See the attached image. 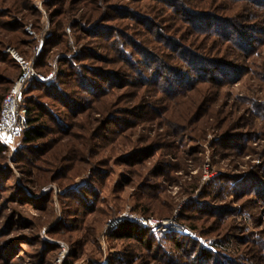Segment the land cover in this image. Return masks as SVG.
<instances>
[{"label": "rangeland", "instance_id": "obj_1", "mask_svg": "<svg viewBox=\"0 0 264 264\" xmlns=\"http://www.w3.org/2000/svg\"><path fill=\"white\" fill-rule=\"evenodd\" d=\"M258 4L0 0V106L28 74L48 134L0 141V264H264Z\"/></svg>", "mask_w": 264, "mask_h": 264}, {"label": "trees", "instance_id": "obj_2", "mask_svg": "<svg viewBox=\"0 0 264 264\" xmlns=\"http://www.w3.org/2000/svg\"><path fill=\"white\" fill-rule=\"evenodd\" d=\"M254 2H256V4H258L257 2H260L258 4L260 6V9L261 8L264 9V0H254ZM192 17H189L190 18L189 20H192L191 23L192 22L196 23L197 26L201 25L203 27H207L209 25V22L203 17H197V18L191 19ZM218 25H221V24L219 23ZM223 33L224 32H222V34H220V35L222 36ZM241 44L243 45V47L245 46V44H243L242 42H241ZM198 61L199 60H196V58H194V56H193V58L190 60V65H192L194 70L197 69V71H198L197 73L199 75V78L205 77L208 79L210 78L212 80L213 78L216 77L213 74V69L217 68L216 66H211L209 64L207 66H205V65L199 66L198 65V66L194 67L195 64L199 63ZM209 66H210V68H208ZM224 69L225 68H222V70H224ZM203 74H205V75H203ZM179 77L184 78L182 73H180L178 78ZM105 80H108V79H105ZM186 82H187V77H186ZM167 84H168V82H167ZM167 84H166L164 90H166L167 93L172 92V91H170L172 89V85L171 84L167 85ZM88 85H89V83L87 84V86ZM173 92H175V91H173ZM22 106L27 111V115H26L27 128L22 133V137H21L22 138V144H24V146L34 145L35 143L42 141L48 135L47 134V128L45 127V125L40 124V121L42 118V113H43L44 109L41 108V106L39 104L35 103L34 101H32L28 104H25L24 101L22 100ZM0 145H1V142H0ZM147 232H148V230L143 229L140 225H133V224H130L128 222H122V225H120L117 229L112 231L110 235H111V238H113L115 240L123 241V240L133 239L134 237H137L138 235H140V237H143L147 234ZM177 247L182 248V245H180V243H178ZM200 251H201L202 255L204 257H206L207 259H215L216 253L213 254L212 252L206 251V250L201 249V248H200Z\"/></svg>", "mask_w": 264, "mask_h": 264}, {"label": "built area", "instance_id": "obj_3", "mask_svg": "<svg viewBox=\"0 0 264 264\" xmlns=\"http://www.w3.org/2000/svg\"><path fill=\"white\" fill-rule=\"evenodd\" d=\"M28 74L20 76L12 85L11 91L3 98L0 106V141L6 145L13 144L22 137V133L27 128L26 109L22 103V86L26 81ZM144 226H153L157 224L151 220L140 218L137 220Z\"/></svg>", "mask_w": 264, "mask_h": 264}]
</instances>
